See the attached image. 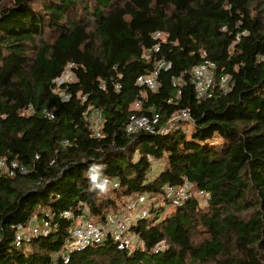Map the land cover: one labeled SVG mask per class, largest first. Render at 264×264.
<instances>
[{
  "label": "trees",
  "instance_id": "trees-1",
  "mask_svg": "<svg viewBox=\"0 0 264 264\" xmlns=\"http://www.w3.org/2000/svg\"><path fill=\"white\" fill-rule=\"evenodd\" d=\"M205 60L231 89L199 101L190 72ZM70 65L76 81L57 86ZM155 72V90L137 84ZM184 109L190 136L126 133L132 115L166 124ZM0 158L27 170H0V264H55L84 216L104 224L186 181L189 200H163L133 228L143 246L108 238L68 264H264V0H0ZM47 215V238L15 246L18 225Z\"/></svg>",
  "mask_w": 264,
  "mask_h": 264
},
{
  "label": "built area",
  "instance_id": "built-area-1",
  "mask_svg": "<svg viewBox=\"0 0 264 264\" xmlns=\"http://www.w3.org/2000/svg\"><path fill=\"white\" fill-rule=\"evenodd\" d=\"M161 36V33H156L154 38L158 39L161 38ZM155 50L158 51L159 47L157 46ZM72 66L73 65H70L62 76L54 81L57 86L76 81L75 76L71 72ZM161 68L168 69L170 65L161 61L158 64V69ZM217 74V65L210 60H205L202 64L193 67L190 75L197 100L205 101L211 99L219 86L224 88L226 92L231 89L228 77H218ZM156 77L157 72L150 76H141L138 78L137 84L140 87L155 90L158 87ZM62 98L63 100H68L69 96L63 94ZM134 107L137 110L140 109L141 102H136ZM47 115L53 118L51 114ZM86 115L90 128L95 133L96 137H100V127L103 120L102 115L99 111L92 109H88ZM186 121H192L190 109H184L172 114L170 120L166 124H161V116L158 113L140 116L132 115L126 123L125 130L126 133L130 135L138 132H146L154 135L168 134L174 129L181 130L184 127L183 123ZM0 170L9 175H14L16 170L21 171L22 174L27 173L24 166H20L16 161L8 165L5 158H0ZM193 189V184L188 181L179 187L167 185L163 189V200L171 202V206H180L189 200ZM198 196L205 200L204 203L210 200V195L204 191H199ZM163 200L159 201L154 197L149 198L144 196L140 197L138 200L132 199L122 213L108 217V221L104 224H94L88 221H82L81 219V223L78 222L70 231V237L66 241V246L55 258V264H60L61 262L68 264L71 260L72 253L82 251L90 245L100 244L108 238L113 240L117 250L120 251L143 246V242L134 232L133 228L140 219L149 216L151 209H158L164 206L162 203ZM137 209L138 211L135 216H124L125 213L132 210L136 211ZM64 216L71 218L70 212L67 211L64 213ZM50 218L51 217L47 215L42 220L41 224H35L36 219L32 218L28 226L18 225L14 239L15 246L20 247L24 244L32 243L34 240L47 238L53 229L52 223L49 220ZM159 249L161 248H157L156 251Z\"/></svg>",
  "mask_w": 264,
  "mask_h": 264
},
{
  "label": "rangeland",
  "instance_id": "rangeland-1",
  "mask_svg": "<svg viewBox=\"0 0 264 264\" xmlns=\"http://www.w3.org/2000/svg\"><path fill=\"white\" fill-rule=\"evenodd\" d=\"M184 130H186V132L188 133V135L190 136L191 133L194 130V127L191 124L185 125L184 126ZM152 176L155 177L157 176V174L164 168L163 166V162L162 161H152ZM189 182V181H188ZM192 184V183H191ZM199 199L201 200V204L205 205V200L201 197H199ZM165 204V203H164ZM138 209L135 211V213H137ZM134 212V211H133Z\"/></svg>",
  "mask_w": 264,
  "mask_h": 264
},
{
  "label": "clouds",
  "instance_id": "clouds-1",
  "mask_svg": "<svg viewBox=\"0 0 264 264\" xmlns=\"http://www.w3.org/2000/svg\"><path fill=\"white\" fill-rule=\"evenodd\" d=\"M90 180H91L92 184L96 188L100 189L101 191H104L106 189V185H107L108 182L105 181L104 183H96L97 175H95V174L90 175Z\"/></svg>",
  "mask_w": 264,
  "mask_h": 264
},
{
  "label": "crops",
  "instance_id": "crops-1",
  "mask_svg": "<svg viewBox=\"0 0 264 264\" xmlns=\"http://www.w3.org/2000/svg\"><path fill=\"white\" fill-rule=\"evenodd\" d=\"M135 210V209H134ZM134 210H132V211H129V212H127V213H125L124 214V216H135L137 213H135V211ZM134 211V212H133ZM128 214V215H127ZM115 215H119V214H115ZM115 215H111V216H115ZM111 216H109V217H111ZM36 219V218H35ZM82 219V221H88V222H90L89 221V219L87 218V216H84L83 218H81ZM31 222V221H30ZM79 223H81V221H79ZM35 224H41V222L40 223H38L37 222V219H36V223Z\"/></svg>",
  "mask_w": 264,
  "mask_h": 264
}]
</instances>
